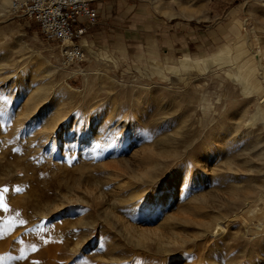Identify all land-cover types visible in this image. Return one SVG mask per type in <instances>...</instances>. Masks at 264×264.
<instances>
[{"label":"rangeland","instance_id":"374dc122","mask_svg":"<svg viewBox=\"0 0 264 264\" xmlns=\"http://www.w3.org/2000/svg\"><path fill=\"white\" fill-rule=\"evenodd\" d=\"M10 1L0 0V264H264V201L250 219L233 216L264 198V0H94L85 59L71 64ZM40 95L44 114H26ZM117 165L154 171V201L141 181L134 205L118 191L107 170ZM172 171L181 191L154 204ZM218 217L226 231L213 236ZM147 226L164 235L141 237Z\"/></svg>","mask_w":264,"mask_h":264},{"label":"built area","instance_id":"2783aa9c","mask_svg":"<svg viewBox=\"0 0 264 264\" xmlns=\"http://www.w3.org/2000/svg\"><path fill=\"white\" fill-rule=\"evenodd\" d=\"M10 10L34 20L43 36L61 47L66 63L85 59L81 38L99 18L94 0H11Z\"/></svg>","mask_w":264,"mask_h":264},{"label":"bare ground","instance_id":"6f19581e","mask_svg":"<svg viewBox=\"0 0 264 264\" xmlns=\"http://www.w3.org/2000/svg\"><path fill=\"white\" fill-rule=\"evenodd\" d=\"M1 2L2 3H4V2H8V0H1ZM9 3H11V1L9 2ZM243 44V42H240L238 45H239V48H238V50H237V55L238 56H241L242 57V54L244 53L243 52V50L241 49V45ZM248 53V52H247ZM245 55V54H244ZM257 55V54H256ZM262 55H264V50L262 49ZM248 57V56H247ZM246 57V58H247ZM242 59V58H241ZM256 59V58H255ZM261 59H263V57L261 58ZM239 60H240V57H239ZM256 62H258V61H256ZM241 63V62H240ZM257 64V63H256ZM257 65H259V64H257ZM56 68V67H55ZM245 68V67H244ZM261 70H262V68H261ZM47 73H51V71H50V69H48L47 70ZM84 76L85 77H87V75H85L84 74ZM263 76V75H262ZM263 80H264V76H263ZM262 82V81H261ZM264 87V86H263ZM33 89V88H32ZM35 89H38V87L37 88H34V90ZM39 90V89H38ZM40 90H41V88H40ZM39 90V91H40ZM262 91H263V93H262V101H264V88L262 89ZM37 92V91H36ZM29 93H31V92H29ZM40 93V92H39ZM38 94V93H37ZM30 95V94H29ZM28 95V96H29ZM38 96V95H37ZM37 96H33V98H29L30 99V101H29V106H28V109L26 110V114H29V113H31V112H34L35 113V111L38 109V108H40V109H38L39 110V113H41V114H44V113H42L43 111H45V107H43V103H41V95H40V97H37ZM30 97H31V95H30ZM28 98V97H27ZM260 100V101H261ZM259 101V102H260ZM28 102V101H27ZM263 107H264V105H263ZM204 108V107H203ZM263 109V108H262ZM261 113V112H260ZM50 117V116H49ZM53 117V116H52ZM262 117H264V114L262 115ZM59 118H61V117H58V118H55V120L53 119V125H51V123H49V125L48 126H50L51 125V128H53L52 126H54L56 123V120L57 119H59ZM46 119H48V118H46ZM30 120V119H29ZM59 122V121H58ZM30 123H32V121L30 120L29 121V124ZM47 126V127H48ZM51 128H50V130H51ZM55 128V127H54ZM26 129V128H25ZM52 131V130H51ZM48 132H46V134H47ZM49 133H51V132H49ZM53 133V132H52ZM47 135H49V134H47ZM61 137V136H60ZM161 152V153H160ZM159 152V154L162 156V154L164 155L165 153H167L168 152V150L165 148V147H163L162 148V151H160ZM206 152H208V150H205V153ZM148 161V160H147ZM160 163V160L158 159V160H153V162H152V164H151V167H152V169H156V167L158 166V164ZM112 168L111 169H108L107 168V170L109 171V174H110V176L111 177H109L108 179H111V178H114L115 180H116V183H115V187H116V189L118 190V191H123V190H129V199H130V201L133 203V205H134V202L135 203H137L136 202V198H139L138 196H139V194H140V190L138 189L139 188V186H138V188H137V184L138 183H140V181L141 182H143V184L145 185L146 184V186L143 188V191H145L144 192V199H143V201L145 200V201H149V202H147V203H150V201H152L154 198H152V197H154L155 196V194H157V193H155V191H156V187L155 188H152V189H148V185H150V186H152L153 185V183H154V181H155V172L154 171H150V172H148L147 170H139V172L140 173H138V172H135V171H133L131 168L130 169H128L129 171H124L123 169H121L120 168V166H111ZM150 167V168H151ZM182 171H184V170H182ZM171 172V171H170ZM186 172H187V170H186ZM174 173H175V171L173 172L172 171V173L170 174V176L168 177V179L170 180V182L168 183V185H166L165 186V189H163V191H161L158 195H157V197H156V199H157V201L154 203V204H160V205H163V206H165V205H167V204H169V203H171L170 201L179 193V191H181V187H182V184H183V181H184V177L185 176H179V177H173L174 176ZM179 174H182V172L181 173H179ZM143 175L144 176H147V178L148 179H146V180H144V178L142 179V177H143ZM199 175V174H198ZM191 176V175H190ZM195 178V177H194ZM193 180V179H192ZM139 181V182H138ZM108 183V182H107ZM174 184V188H171V184ZM114 184V183H113ZM161 186V185H160ZM143 187V186H142ZM73 191V190H72ZM116 191V190H115ZM124 192V191H123ZM158 192V191H157ZM155 193V194H154ZM102 193L101 192H99V193H97V195L98 196H102L101 195ZM143 195V194H142ZM152 195H154V196H152ZM141 200V199H140ZM174 200V199H173ZM154 201V200H153ZM152 201V202H153ZM264 201V198H263V193H260L258 196H256V197H254V198H245L244 199V202H243V205L240 207V209L238 210V211H236L235 213H234V219L236 220V219H244V218H246V219H250L254 214H256V208H257V206L259 205V203H261V202H263ZM124 203H126V202H124ZM158 204V205H159ZM132 205V204H131ZM151 205V204H150ZM261 205V204H260ZM157 206V205H156ZM131 207V206H130ZM156 208V207H155ZM163 208V207H162ZM161 208V209H162ZM262 209V208H261ZM162 211V210H161ZM258 213V212H257ZM259 214V213H258ZM260 215V214H259ZM148 218H149V220L147 221V223L149 222V223H152V222H154V221H156V220H159V219H161L162 217L161 216H157V214H153V215H149V216H147ZM258 219V218H257ZM158 223V222H157ZM163 223V222H162ZM166 223V222H165ZM226 223V222H225ZM215 225L212 227V230L210 231V233L212 232L213 233V236H218V235H223L224 234V232L226 231V226H227V224H225V225H223V221L222 220H220L219 219V217L218 218H216V220H215V223H214ZM251 224V223H250ZM149 225V224H148ZM166 225V224H165ZM164 225V226H165ZM256 226H258V224H255ZM253 226V225H252ZM171 227V226H170ZM160 229H158V227H154V226H147V227H144V228H142L141 230H139V232H138V234L141 236V237H144V236H146V235H148L149 233H154V234H158L159 236H161L160 237V239L162 238V236L164 235L163 233H161L160 231H159ZM132 231V230H131ZM157 232H160V234L159 233H157ZM158 235H156L157 237H158ZM162 241V240H161ZM160 242V241H159ZM163 242H164V240H163Z\"/></svg>","mask_w":264,"mask_h":264},{"label":"snow or ice","instance_id":"6c2138e0","mask_svg":"<svg viewBox=\"0 0 264 264\" xmlns=\"http://www.w3.org/2000/svg\"><path fill=\"white\" fill-rule=\"evenodd\" d=\"M7 191H8L7 188L3 189V192H7ZM3 207H4V210H5V211L8 210L7 205H4ZM20 223H21V224H24V223H26V221L21 220ZM33 250L35 251V246H33Z\"/></svg>","mask_w":264,"mask_h":264}]
</instances>
